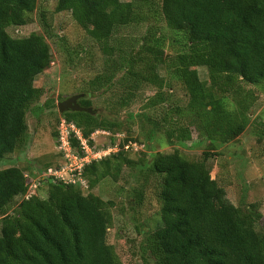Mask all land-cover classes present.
<instances>
[{
	"label": "trees",
	"instance_id": "obj_1",
	"mask_svg": "<svg viewBox=\"0 0 264 264\" xmlns=\"http://www.w3.org/2000/svg\"><path fill=\"white\" fill-rule=\"evenodd\" d=\"M36 5L37 0H0V161L24 143L27 112L42 94L35 78L52 62L44 35L13 37L7 31L27 25ZM55 11L68 12L78 25L88 26V36L107 56L103 74L90 85L115 87L121 106L128 105L141 83L155 84L158 66L166 65L189 96V125L176 122L168 130L177 142L191 139L190 123L217 149L246 130L251 103L242 95L244 86L264 89V0H57ZM146 19L164 22L180 34L185 49L166 61L154 43L138 57L110 44L120 29ZM197 67L206 68L208 86L189 71ZM78 104L92 109L86 98ZM93 111L59 114L56 134L62 117L85 137L100 129L120 130V122L99 119ZM129 141L118 144L122 148ZM209 155L190 160L174 150L152 156L147 170L159 179L160 226L146 237L144 255L153 264H264V216L255 204L242 209L216 202ZM124 164L130 163L123 150L91 163L83 171L88 188L119 173ZM59 166L47 164L45 169ZM24 174L17 166L0 169V264H122L107 241L108 202L49 179L40 183L48 186L45 199L35 194L26 198L31 182ZM132 197L141 199V194ZM261 220L259 233L255 224Z\"/></svg>",
	"mask_w": 264,
	"mask_h": 264
},
{
	"label": "rangeland",
	"instance_id": "obj_2",
	"mask_svg": "<svg viewBox=\"0 0 264 264\" xmlns=\"http://www.w3.org/2000/svg\"><path fill=\"white\" fill-rule=\"evenodd\" d=\"M56 4L57 0H37L27 25L7 29L13 37H25L31 33L44 35L51 49L52 62L35 78L34 86L42 94L27 112L26 139L19 149L0 161V169L17 166L26 174L39 176L47 164H63L56 134L57 120L61 117L57 104L67 97L83 94L81 98L90 100L99 119L121 123L120 130L94 134L93 145L100 148L110 140L127 138L137 146L136 150L131 148L125 152L130 164H124L119 173L108 175L92 189H80L84 195L90 192L101 201L108 202L111 225L107 241L122 264H153L152 258H147L144 251L146 237L160 226L159 179L147 170L156 153L178 150L190 160H201L204 152H209L207 165L214 180L216 202L232 203L242 209L255 204L264 216V89L244 86L242 95L251 103L249 124L235 140L217 149L200 138L195 125L190 123L191 139L179 143L175 136L170 137L168 130L172 126L175 128L176 122L189 125L185 113L189 96L183 84L162 64L157 69L158 81L155 84L141 83L127 106L120 105L122 101H118L120 94L115 87L93 89L90 83L103 74L107 56L88 36V26L78 25L68 12L57 13ZM145 37L147 41H144ZM181 37L169 30L164 22L146 19L120 29L110 44L121 45L125 53L138 57L154 43L162 48L168 61L185 49ZM155 40L159 42H152ZM189 71L197 73L208 86L206 68H190ZM119 76L121 72L116 73L114 79ZM230 104V107L234 105L232 101ZM52 106L56 108H49ZM118 134L120 137H116ZM47 189V183H42L35 190V195L45 199ZM136 192L141 194V199L132 197ZM21 198H16L15 202ZM15 204L9 213L15 212ZM255 228L262 233L263 221L257 222Z\"/></svg>",
	"mask_w": 264,
	"mask_h": 264
},
{
	"label": "built area",
	"instance_id": "obj_3",
	"mask_svg": "<svg viewBox=\"0 0 264 264\" xmlns=\"http://www.w3.org/2000/svg\"><path fill=\"white\" fill-rule=\"evenodd\" d=\"M99 131L96 130L89 137H85L81 128L73 122L61 118L57 125V143L64 163L60 164L59 167L45 169L43 174L39 176L36 173H33L34 175L24 174L25 178H28L31 182L25 197L28 198L35 194V190L41 181L45 179L59 181L64 185L86 190L89 186L87 179L83 176V171L87 166L95 161L117 154L121 150L124 152L129 151L131 148L136 150V142L129 141L121 148L118 144L119 140L115 139L97 148L96 145H93V135L108 132H104L105 130ZM116 137H120V135L118 134Z\"/></svg>",
	"mask_w": 264,
	"mask_h": 264
},
{
	"label": "water",
	"instance_id": "obj_4",
	"mask_svg": "<svg viewBox=\"0 0 264 264\" xmlns=\"http://www.w3.org/2000/svg\"><path fill=\"white\" fill-rule=\"evenodd\" d=\"M83 96V94H77V95H73L68 97L67 99L59 102L57 104L58 107V112L59 113H63L65 111H74V112H86V113H94V111L91 108H84L81 107L78 104V100Z\"/></svg>",
	"mask_w": 264,
	"mask_h": 264
},
{
	"label": "flooded vegetation",
	"instance_id": "obj_5",
	"mask_svg": "<svg viewBox=\"0 0 264 264\" xmlns=\"http://www.w3.org/2000/svg\"><path fill=\"white\" fill-rule=\"evenodd\" d=\"M67 98H68V97H67ZM67 98H66V99H67ZM77 102H78V101H77Z\"/></svg>",
	"mask_w": 264,
	"mask_h": 264
}]
</instances>
